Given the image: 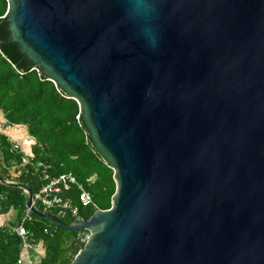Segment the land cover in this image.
<instances>
[{
  "label": "water",
  "instance_id": "95a60500",
  "mask_svg": "<svg viewBox=\"0 0 264 264\" xmlns=\"http://www.w3.org/2000/svg\"><path fill=\"white\" fill-rule=\"evenodd\" d=\"M10 41L114 170L68 264H264V0H8Z\"/></svg>",
  "mask_w": 264,
  "mask_h": 264
},
{
  "label": "trees",
  "instance_id": "16d2710c",
  "mask_svg": "<svg viewBox=\"0 0 264 264\" xmlns=\"http://www.w3.org/2000/svg\"><path fill=\"white\" fill-rule=\"evenodd\" d=\"M8 0H0V110L5 122L23 127L31 138V154L22 163L23 152L12 149V141L0 131V179L27 185L35 194L44 183L37 167L42 161L48 172L56 176L72 172L77 182L88 190L95 206L78 203L79 189L73 184L63 196L79 207V216L89 218L97 209H108L115 193L114 170L94 146L79 111L78 102L37 70V66L10 41L3 18ZM0 214L15 211L14 220L0 226V264H16L21 255L18 236L11 226L21 222L25 214L27 192L0 181ZM36 208L46 210L69 223V214L46 209L37 201ZM24 226L37 244L34 255L39 264H68L84 242L81 233L55 225L52 221L30 213Z\"/></svg>",
  "mask_w": 264,
  "mask_h": 264
},
{
  "label": "built area",
  "instance_id": "2783aa9c",
  "mask_svg": "<svg viewBox=\"0 0 264 264\" xmlns=\"http://www.w3.org/2000/svg\"><path fill=\"white\" fill-rule=\"evenodd\" d=\"M12 149L19 150L20 145L17 142L12 143ZM32 154L24 152L22 163H27ZM37 167L44 183L39 190L33 194V202L37 201L46 209L56 208L60 214H69L72 219H81L79 216V206L63 196V191L68 190L73 184L79 189L78 203L83 207L95 206L91 193L80 185L72 172L61 173L51 176L48 172V165L42 161L37 162ZM2 193L0 192V199ZM31 211L28 207L25 209L24 217L21 222L11 226V231L18 236L21 246V255L18 257L16 264H39L37 257L34 255L37 244L33 241L29 231L24 226V219L30 217Z\"/></svg>",
  "mask_w": 264,
  "mask_h": 264
},
{
  "label": "crops",
  "instance_id": "0c3cea01",
  "mask_svg": "<svg viewBox=\"0 0 264 264\" xmlns=\"http://www.w3.org/2000/svg\"><path fill=\"white\" fill-rule=\"evenodd\" d=\"M0 131L4 133L11 141L20 145V150L31 153V138L27 135L26 130L21 126L7 125L3 113L0 110ZM15 211L10 209L7 213L0 214V226L10 220H14Z\"/></svg>",
  "mask_w": 264,
  "mask_h": 264
},
{
  "label": "rangeland",
  "instance_id": "374dc122",
  "mask_svg": "<svg viewBox=\"0 0 264 264\" xmlns=\"http://www.w3.org/2000/svg\"><path fill=\"white\" fill-rule=\"evenodd\" d=\"M82 234V233H81ZM85 234L87 235L88 233L87 232H85Z\"/></svg>",
  "mask_w": 264,
  "mask_h": 264
}]
</instances>
